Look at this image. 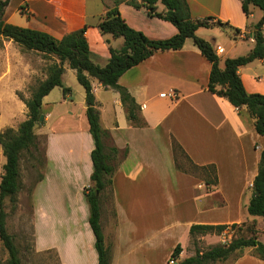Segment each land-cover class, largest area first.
<instances>
[{
  "label": "crops",
  "instance_id": "1",
  "mask_svg": "<svg viewBox=\"0 0 264 264\" xmlns=\"http://www.w3.org/2000/svg\"><path fill=\"white\" fill-rule=\"evenodd\" d=\"M187 3L192 18L227 21L244 33V37L234 33L235 41H249L246 48L233 44L227 51L213 43L214 49L218 45L223 49L216 52L221 66L225 54L237 57L252 49L253 34L243 29L246 15L240 0ZM20 5L23 12L19 8L18 11L26 14L25 23L11 21L13 12L7 14L6 9L3 19L58 39L86 25L85 38L99 65H105L109 59V46L119 48L123 43L122 37L103 34L97 27L101 15L113 6V0H18ZM163 9L158 2L157 10ZM118 10L130 27L149 38L164 39L177 32L171 22L148 15L143 7L122 2ZM254 11L251 7L250 17ZM210 38L216 41L215 36ZM23 65V79L46 77L32 63ZM63 67L61 79L70 68L66 62ZM210 67L190 39L180 49L157 51L126 70L118 83L138 104V115L145 123L140 127L127 119L118 92L90 77L100 126L109 133L104 139L105 150L109 153V147L117 148V153L111 155L112 198L110 202L102 198L100 201L104 241L112 252L110 264H169L177 243L182 247L179 259L190 256L186 246L192 224H231L249 219L245 208L264 148V135L255 131L254 120L245 107L236 108L225 97L208 90ZM263 67L264 59H254L239 67L247 92L264 94V78L257 74V69ZM172 92L176 93L175 98ZM69 95L66 92L60 104L66 103ZM46 104L49 109L43 114V124L54 110L53 104ZM80 110L81 123L71 124L60 115L61 127L42 129L45 164L42 177L28 194L33 209L35 251L55 253L59 264H97L83 194V189L91 184L90 152L94 142L88 131L85 102ZM68 116L73 117V111ZM172 140L181 145L194 164H214L216 184L208 185L200 175L177 169ZM224 204H232L236 212L221 219Z\"/></svg>",
  "mask_w": 264,
  "mask_h": 264
},
{
  "label": "trees",
  "instance_id": "2",
  "mask_svg": "<svg viewBox=\"0 0 264 264\" xmlns=\"http://www.w3.org/2000/svg\"><path fill=\"white\" fill-rule=\"evenodd\" d=\"M8 2L9 0H0V37L11 40L24 49L41 52L53 59L46 66V77L32 90L30 97L24 100L27 108L26 118L18 124L16 129L8 127L0 132V148L5 157L2 166L3 173L0 178V239L8 252V264H20V258L13 238L6 229L7 213L3 208L4 199L8 197L12 206H15L17 202V194L21 188L20 160L22 154L37 147L34 127L41 121L42 99L54 87L62 86L61 76L65 62L75 70L76 79L84 89L85 117L88 123V131L94 142V147L90 152L93 167L90 175L91 184L83 189V194L88 204V222L94 235L97 264H110L112 256L110 245L105 244L100 223V201L101 196L106 193L112 198L114 166L111 164V155L117 153V148L109 147V153L105 150L104 139L109 137V133L100 126L99 111L96 107L90 77L97 79L105 88L117 91L125 108L127 119L134 126H143L145 123L138 115L139 106L128 90L118 83L119 77L126 70L147 59L155 52L180 49L185 40L191 38L201 54L211 64L207 84L208 90L218 96L225 97L236 108L245 107L254 120L255 131L264 135V94L247 92L238 72L240 66L254 59H264V0H240L242 11L246 16L251 14V7H257L261 11V17L253 25L254 45L247 54L226 57L222 66L212 44L197 36L196 30L212 25L226 26L228 22H222L220 19L212 21L213 18L211 17L192 18L187 0H113V6L107 8L101 15L97 27L103 34L122 37L123 43L119 48L108 47L110 56L103 66L93 60L95 56L89 50L85 38L86 25L72 30L58 39L47 32L21 27L5 21L3 14ZM122 2L135 8L143 7L148 15L171 22L176 27L177 32L164 39L147 37L142 31L130 27L125 22L118 10V4ZM158 2L164 6L162 11L157 10ZM19 9L20 12H23V5H20ZM237 32L239 29L235 28L234 33ZM69 90L68 87H63L64 94ZM171 146L177 169L192 174L197 170L202 171L204 180L208 185L216 184L217 175L214 164L196 165L188 158L177 141L172 140ZM178 154L185 156L192 165V169L184 168L177 162L176 156ZM41 177L40 174L35 183ZM245 209L248 215L264 218V148L260 153L257 173L252 181L251 195ZM243 223L192 224L189 228V237L192 239L195 235L219 234L228 227L234 229ZM244 247H251L253 255L264 260V242L253 236L247 238L234 237L228 244H216L205 251L196 250L194 255L183 259H179L182 247L180 243H177L170 254V259L174 261L173 264H211L227 259L232 253L240 251Z\"/></svg>",
  "mask_w": 264,
  "mask_h": 264
},
{
  "label": "rangeland",
  "instance_id": "3",
  "mask_svg": "<svg viewBox=\"0 0 264 264\" xmlns=\"http://www.w3.org/2000/svg\"><path fill=\"white\" fill-rule=\"evenodd\" d=\"M18 8V0H9L5 7L7 14L13 12L11 21L25 23L26 14L20 13ZM254 9L253 17H250V15L245 17L246 24L243 27L245 30L252 31L253 25L261 17L260 9L257 7H254ZM9 23L14 24L13 22ZM234 29L235 27L229 23L226 26L212 25L210 27H200L198 32L196 31V35L206 39L212 45L215 42L216 44L219 43L225 51L233 44L246 48L249 41H235L233 37ZM213 36L216 37V41L214 42H212L210 38ZM190 39L191 38H187L186 40L190 41ZM231 55L233 54L228 53L222 57H231ZM52 60L51 57L41 52L24 49L17 43L0 37V132L8 127L16 129L18 124L26 118L27 108L24 104V100L30 97L32 90L41 81L40 78L30 80L23 79L22 72L25 70L23 64L30 62L32 65L38 67L40 71L46 73V66L51 63ZM93 60L97 61L95 57ZM257 74H261L264 78V67L257 69ZM61 80L62 86L54 87L44 98L43 105L41 104V116L49 109L46 103L53 104L54 110L51 112L47 122L43 124L42 118L34 127V132H37V147L32 148L30 151H25L22 154L20 160L21 188L17 194V202L15 206H12L9 198L6 197L3 203V208L7 213L5 219L6 229L13 238L18 257L20 258V264H59L55 253L51 251L38 253L35 251L33 209L29 202L28 194L35 181L39 178L45 164V135L43 130L48 131L53 127L54 129L61 127L63 119L59 118L60 115L65 116L64 120H70L71 124L77 125L81 123L80 108L82 104H84V89L78 83L73 70L70 68H68L67 73L63 75ZM63 87H68L70 89V95L67 96L66 103L60 104L59 101L65 95L63 93ZM50 106L51 105H49V107ZM70 111H73V117L68 116ZM176 160L182 167L192 169V165L183 154H178ZM4 161L5 157L0 148V178L3 173L2 166ZM194 174L200 175L201 179L205 178L202 171L197 170ZM101 198L107 202H110L111 199L108 193L102 195ZM221 212L220 218L224 219L226 218V214H234L236 208L232 204H224ZM247 216L249 219L243 221L244 223L240 225V227L234 229L228 227L219 234L207 233L204 235H195L192 239L190 238L189 246H186L187 254L194 255L196 250L205 251L216 244H228L234 237L247 238L253 236L264 242V218L259 216ZM238 255L240 256L237 257ZM7 260L8 252L0 239V264H8ZM211 264H264V261L253 255V249L251 247H244L240 251L232 253L227 259L216 261Z\"/></svg>",
  "mask_w": 264,
  "mask_h": 264
},
{
  "label": "built area",
  "instance_id": "4",
  "mask_svg": "<svg viewBox=\"0 0 264 264\" xmlns=\"http://www.w3.org/2000/svg\"><path fill=\"white\" fill-rule=\"evenodd\" d=\"M264 33V32H263ZM238 36L239 37H244V33L243 32H239L238 33ZM222 47L221 46H216V49H215V51L216 52H218V53H221L222 52ZM171 96H172V98H175L176 97V93L175 92H172V94H171ZM174 263V261L172 260V259H169V264H173Z\"/></svg>",
  "mask_w": 264,
  "mask_h": 264
},
{
  "label": "water",
  "instance_id": "5",
  "mask_svg": "<svg viewBox=\"0 0 264 264\" xmlns=\"http://www.w3.org/2000/svg\"><path fill=\"white\" fill-rule=\"evenodd\" d=\"M43 116H40V120H42Z\"/></svg>",
  "mask_w": 264,
  "mask_h": 264
}]
</instances>
